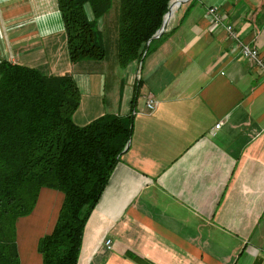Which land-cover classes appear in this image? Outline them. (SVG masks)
I'll return each mask as SVG.
<instances>
[{"label":"crops","instance_id":"crops-1","mask_svg":"<svg viewBox=\"0 0 264 264\" xmlns=\"http://www.w3.org/2000/svg\"><path fill=\"white\" fill-rule=\"evenodd\" d=\"M240 44L264 61V0H189L157 49L124 68L71 63L56 0H0V61L72 76L77 126L103 115L131 120L78 264H264V73ZM62 200L42 189L17 221L20 264H42L38 242Z\"/></svg>","mask_w":264,"mask_h":264},{"label":"trees","instance_id":"trees-1","mask_svg":"<svg viewBox=\"0 0 264 264\" xmlns=\"http://www.w3.org/2000/svg\"><path fill=\"white\" fill-rule=\"evenodd\" d=\"M112 1L56 0L71 63L105 57L98 20ZM118 1L124 68L143 62L166 36L146 48L171 0ZM79 103L72 76L0 61V264H20L16 223L32 213L42 189L63 195L52 231L38 242L42 264H78L86 223L131 135V120L113 115L77 126Z\"/></svg>","mask_w":264,"mask_h":264},{"label":"rangeland","instance_id":"rangeland-1","mask_svg":"<svg viewBox=\"0 0 264 264\" xmlns=\"http://www.w3.org/2000/svg\"><path fill=\"white\" fill-rule=\"evenodd\" d=\"M119 7H120L119 1L113 0L111 7L108 9V11L98 20V26L101 31L102 39H103V46L106 51V55L102 60H106L108 65H110V63H112L113 61L117 60ZM170 22L168 28L170 27ZM85 60L96 61V62L102 61V60H93V59H85Z\"/></svg>","mask_w":264,"mask_h":264},{"label":"built area","instance_id":"built-area-1","mask_svg":"<svg viewBox=\"0 0 264 264\" xmlns=\"http://www.w3.org/2000/svg\"><path fill=\"white\" fill-rule=\"evenodd\" d=\"M207 14L211 16L214 24H217V25L221 24L222 14L218 12L217 8H214V7L208 8ZM225 29L228 33H230L233 39L236 38L235 34L232 31L233 30L232 26H226ZM239 48H240L241 56L247 59L248 61H251L254 65L258 66L261 69V71L264 73V61L261 58L258 50L255 48L248 47L243 44H240ZM145 106L150 112H152L155 109L156 103L153 99L149 98L147 99ZM221 124L222 123L216 124L211 134H214L220 128Z\"/></svg>","mask_w":264,"mask_h":264},{"label":"water","instance_id":"water-1","mask_svg":"<svg viewBox=\"0 0 264 264\" xmlns=\"http://www.w3.org/2000/svg\"><path fill=\"white\" fill-rule=\"evenodd\" d=\"M189 0H171L170 3H169V6H168V12L165 14L164 16V19H163V23L160 27V29L155 33V35H153L151 37V39L147 42L146 44V48L148 47L149 43L152 41V40H157L159 39L164 33H166L167 29H168V26H169V20L168 19L171 15V8L173 7V5L177 4V7L179 8L182 4L188 2ZM141 63V62H140ZM129 146V142L127 143L126 145V148ZM125 148V149H126Z\"/></svg>","mask_w":264,"mask_h":264},{"label":"bare ground","instance_id":"bare-ground-1","mask_svg":"<svg viewBox=\"0 0 264 264\" xmlns=\"http://www.w3.org/2000/svg\"><path fill=\"white\" fill-rule=\"evenodd\" d=\"M177 9H178L177 4L173 5V7L171 8V15L168 18V19H170L169 21H171V19L173 18V16H174V14H175Z\"/></svg>","mask_w":264,"mask_h":264}]
</instances>
